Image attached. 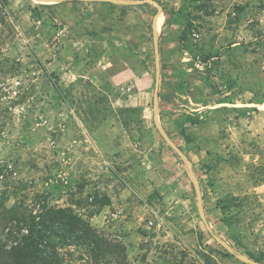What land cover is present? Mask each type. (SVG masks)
I'll list each match as a JSON object with an SVG mask.
<instances>
[{"label":"rangeland","instance_id":"374dc122","mask_svg":"<svg viewBox=\"0 0 264 264\" xmlns=\"http://www.w3.org/2000/svg\"><path fill=\"white\" fill-rule=\"evenodd\" d=\"M0 167L128 264H264V0H0Z\"/></svg>","mask_w":264,"mask_h":264},{"label":"trees","instance_id":"16d2710c","mask_svg":"<svg viewBox=\"0 0 264 264\" xmlns=\"http://www.w3.org/2000/svg\"><path fill=\"white\" fill-rule=\"evenodd\" d=\"M8 199L0 189V264H128L124 244L72 208Z\"/></svg>","mask_w":264,"mask_h":264},{"label":"water","instance_id":"95a60500","mask_svg":"<svg viewBox=\"0 0 264 264\" xmlns=\"http://www.w3.org/2000/svg\"><path fill=\"white\" fill-rule=\"evenodd\" d=\"M38 1L45 2V3H48V2L57 3V2L68 1V0H38ZM83 1H105V2H112V3H116V4H125V5H127V4H141V3H144L146 1L148 2V1H151V0H83ZM161 13H162V11L160 9H158V11L155 14L154 19H153V29H154L153 30L154 31L153 34H154V43H155V49L156 50H157L156 37H155V34H156V23H157L158 17L161 15ZM156 53H157V51H156ZM156 63H158L157 60H156ZM157 75H158V70H157ZM157 108H158L157 96L155 95L154 96V110H155V114L157 112ZM156 124H157L159 130H161L157 119H156ZM160 132H161L162 136L165 138V140L167 141V143L170 144L179 153V151L177 150V148L168 139V137L166 136V134L163 131H160ZM191 179H192V181L195 184L194 178L191 177ZM240 258L242 260H245V261L250 262L252 264H256V263L250 261L249 259H247L245 257L240 256Z\"/></svg>","mask_w":264,"mask_h":264},{"label":"crops","instance_id":"0c3cea01","mask_svg":"<svg viewBox=\"0 0 264 264\" xmlns=\"http://www.w3.org/2000/svg\"><path fill=\"white\" fill-rule=\"evenodd\" d=\"M96 7V6H95ZM98 7H100V6H97L96 8H98ZM95 8V9H96ZM101 8V7H100ZM156 29H157V26H156ZM157 31V30H156ZM71 40V41H70ZM69 40V43H68V46H66V48H65V50L69 53L67 56H66V58H73V55L74 54H76V53H80L82 50H83V43H80V40L79 39H77V38H74V39H70ZM129 48V47H128ZM66 52V53H67ZM113 53H115V52H113ZM133 51H128L127 53H126V56H125V58H123V59H119V57H118V54H115V56H116V65H118L119 66V64L121 65V66H123L122 67V71H120V74H122L124 71H126L128 68H130V66L131 65H133L134 64V61H132L133 59H134V56H133ZM75 57V56H74ZM58 58V60H61V57H57ZM103 58V57H102ZM105 59V58H104ZM66 60H65V58H64V62H65ZM120 62V63H119ZM124 68V69H123Z\"/></svg>","mask_w":264,"mask_h":264},{"label":"bare ground","instance_id":"6f19581e","mask_svg":"<svg viewBox=\"0 0 264 264\" xmlns=\"http://www.w3.org/2000/svg\"><path fill=\"white\" fill-rule=\"evenodd\" d=\"M162 21H163V17H162V15H160V16L158 17V19H157V23H156L157 29H159V27H160Z\"/></svg>","mask_w":264,"mask_h":264},{"label":"built area","instance_id":"2783aa9c","mask_svg":"<svg viewBox=\"0 0 264 264\" xmlns=\"http://www.w3.org/2000/svg\"><path fill=\"white\" fill-rule=\"evenodd\" d=\"M195 35V34H194Z\"/></svg>","mask_w":264,"mask_h":264}]
</instances>
